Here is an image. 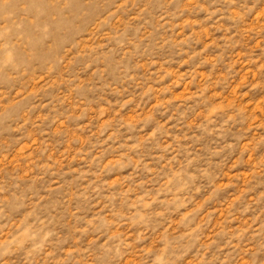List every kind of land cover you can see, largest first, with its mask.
Here are the masks:
<instances>
[{
    "label": "rangeland",
    "instance_id": "obj_1",
    "mask_svg": "<svg viewBox=\"0 0 264 264\" xmlns=\"http://www.w3.org/2000/svg\"><path fill=\"white\" fill-rule=\"evenodd\" d=\"M0 264H264V0H0Z\"/></svg>",
    "mask_w": 264,
    "mask_h": 264
}]
</instances>
